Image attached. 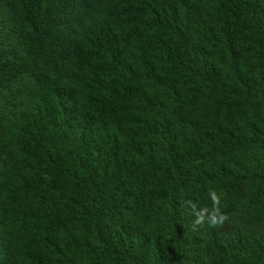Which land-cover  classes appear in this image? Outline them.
<instances>
[{
  "label": "trees",
  "instance_id": "trees-1",
  "mask_svg": "<svg viewBox=\"0 0 264 264\" xmlns=\"http://www.w3.org/2000/svg\"><path fill=\"white\" fill-rule=\"evenodd\" d=\"M0 264H264V0H0Z\"/></svg>",
  "mask_w": 264,
  "mask_h": 264
}]
</instances>
